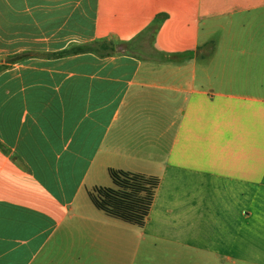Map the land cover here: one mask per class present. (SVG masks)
Returning a JSON list of instances; mask_svg holds the SVG:
<instances>
[{"label":"crops","instance_id":"0c3cea01","mask_svg":"<svg viewBox=\"0 0 264 264\" xmlns=\"http://www.w3.org/2000/svg\"><path fill=\"white\" fill-rule=\"evenodd\" d=\"M0 64V264H264V0H0Z\"/></svg>","mask_w":264,"mask_h":264},{"label":"trees","instance_id":"16d2710c","mask_svg":"<svg viewBox=\"0 0 264 264\" xmlns=\"http://www.w3.org/2000/svg\"><path fill=\"white\" fill-rule=\"evenodd\" d=\"M97 51L92 44L79 45L54 53L55 55ZM6 67L0 64V71ZM112 186H96L90 192L94 204L110 215L127 222L142 226L147 219L159 177L122 169H109Z\"/></svg>","mask_w":264,"mask_h":264}]
</instances>
